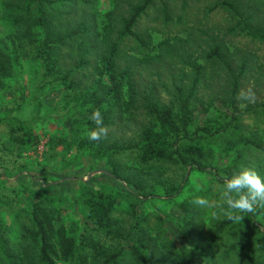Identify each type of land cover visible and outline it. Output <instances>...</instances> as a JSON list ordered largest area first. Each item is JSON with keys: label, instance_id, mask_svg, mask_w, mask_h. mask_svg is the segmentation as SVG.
Wrapping results in <instances>:
<instances>
[{"label": "trees", "instance_id": "obj_1", "mask_svg": "<svg viewBox=\"0 0 264 264\" xmlns=\"http://www.w3.org/2000/svg\"><path fill=\"white\" fill-rule=\"evenodd\" d=\"M94 1L0 0V22L9 31V44H16L21 54H26V49L32 51L40 74L37 88L50 84L65 92L62 104L67 108L66 134L47 137L43 153L59 150L64 154L75 148L110 159L122 151L136 150L140 164L168 162L205 173L208 167L213 168L208 160L220 151L226 163L215 169L225 173L224 178L216 176L222 184L241 168L247 152H264V140L253 130L245 132L241 123L244 117L264 111V96L259 101L241 99L243 83L251 78L261 85L258 90L264 93V55L261 62L254 52L261 46L264 50V24H253L254 12L244 10L249 8L248 2L254 8V1L264 6V0H209L199 8L196 7L201 0H111V9L102 16L90 11ZM178 6L180 13L176 10ZM194 8L197 11L190 18L189 10ZM151 9L155 10L156 25L143 33L137 32V22ZM198 11L203 12L202 16ZM213 12H221L230 20L226 27L203 23ZM177 25L181 28L173 30ZM236 36L259 45L256 49L242 46L236 42ZM3 41H0V91L10 81L11 71H16L15 58ZM221 72L228 87L222 102L229 119H205L198 125L195 117L198 107L203 114L217 108L218 99L212 97V88L222 87L218 81L214 83L213 76L221 78ZM149 74L154 78L147 79L148 90H143L144 94L139 87ZM49 80L57 83L53 85ZM207 90L209 98L203 99L201 94ZM156 91L167 96V103L154 99ZM138 98L142 100L141 106L137 105ZM22 104L23 98L7 111L0 102V125L8 127L11 141L4 148L10 153L15 150L16 161L27 151L36 152L41 137H46L14 115ZM96 109L101 111L107 129L115 123L116 116L129 122L137 109L143 110L147 123L138 128L131 142L120 144L107 136L91 141L87 133L95 128L90 116ZM113 174L123 178L116 170ZM8 175L9 170L0 166V179ZM144 181L135 179L134 187L143 192L145 199L165 202L182 194L180 186L165 187L162 192L150 187L146 191L149 186ZM83 204L87 209L83 221H88L89 230L86 226L87 232L78 235L68 231L60 216L38 201L26 213L28 223L21 228L15 246L9 247L0 225V264H201L200 260L229 264L227 257L244 249L250 224L256 226L257 214L264 213V209H259L246 214L240 223L223 217L214 222L209 227L213 239L225 234L232 237L217 254L212 241L204 235V222H196V214L188 204L180 203L178 214L170 216V238L161 236L158 224L156 228L139 229L147 217L139 214L137 205L133 206L135 223L125 230L111 216L115 199L103 191H89ZM102 233L104 238L99 237ZM257 234L258 250L264 254V232L257 229Z\"/></svg>", "mask_w": 264, "mask_h": 264}, {"label": "rangeland", "instance_id": "obj_2", "mask_svg": "<svg viewBox=\"0 0 264 264\" xmlns=\"http://www.w3.org/2000/svg\"><path fill=\"white\" fill-rule=\"evenodd\" d=\"M172 1L174 2V0ZM208 2L209 0H201L196 8ZM248 4L249 8L246 7L244 10H249V13L254 12L253 24L256 22L264 24V6L260 4V1L253 2L254 8H250L249 2ZM111 7V0H95L93 6L89 9L102 16ZM196 8L189 10L190 18L197 11ZM176 10L178 13L181 11L179 6ZM154 11V9L149 10V14L137 22L135 27L137 32L143 33L148 28L156 25V22L153 21L155 17ZM199 12L201 13L200 16H202L203 12ZM211 16L209 20L203 19V23L208 21L207 25L211 27L224 28L226 23L230 21L221 12H213ZM200 18L202 19L203 17ZM180 28L181 26L177 25L174 26L173 30L176 31ZM8 32L7 28L0 22V41L4 39L2 44L8 47L6 50L15 58L16 64V71H11V78L6 88L0 91L2 108L9 111L11 108H15L19 100L23 98L22 108L18 109L14 115L27 121L37 134L40 133L42 135L44 133L46 135V137H41L42 140L37 146L36 152L27 151L22 158L16 161L14 158L15 150L10 153L5 150L7 148H4L6 146L9 147L11 143L7 135L8 127L0 125V148L5 153L2 155L0 150V166L9 170V175L4 177V180L0 179V225L4 230L3 234L6 240L9 242V247L15 246V242L20 238L21 228L28 223L26 213L30 211L31 205L36 201L44 204L55 215H59L68 231L72 230L76 235L81 232H87L89 227L86 222L88 223V221H83V219H86L85 210L87 209L83 204V199L89 191L93 190L103 191L115 199V209L111 216L125 230L130 229L135 223L136 217L133 206L137 205L139 214L142 217H147L146 222L141 223L139 229L156 228L158 227L156 224H158L160 227L157 230L162 232L161 236L163 238L171 237L170 216L178 214L177 205L180 203L188 204L190 210L196 214V222L198 224H200V221L204 222V227L202 228L204 235L212 241L213 249L217 251V254L220 250L227 247L232 240L230 235L225 234L213 239L209 231V227L221 218H214L212 215L217 210L215 208L218 203L217 192L222 185L219 180H216V176L218 178L225 177L223 171L215 169V167L219 168L226 163V158L222 157L220 151H217L213 158L208 160L207 163L213 165L210 166L213 168L208 167V171L205 173L199 172L197 169L181 167L168 162H157L149 165L140 164L136 150L122 151L110 159L107 156H96L75 148H70L69 152L64 154L59 153V150L43 153V144L47 137L51 134L60 136L66 134L64 121L67 116V108L62 104L65 92L60 86H51L50 84L43 89L37 88L36 83L40 78V74L37 63L33 59L32 51L26 49V54H21L22 50L16 44H9L7 40ZM235 40L242 46H250L254 47V49L259 45L257 42L253 44V41L244 37L236 36ZM254 52H257L259 57L264 55L262 46L260 49L254 50ZM260 61H263L262 57ZM221 75V78L213 76L214 83L218 81L222 87L212 88L214 90L212 97L218 99L216 101L217 108H214L215 111L203 114L202 109L198 107L195 112L198 125L205 119H229L226 117L228 111L222 102L224 97L227 96L228 87L226 86L223 72H221ZM151 78H154V75L144 77L141 87H139L140 91L148 90L146 82L147 79ZM50 82L53 85L57 83L52 80ZM214 83L208 85V87H211ZM243 85L241 99H249L251 101L256 99V101H259L264 98H262L264 93L259 91L260 89L258 90L261 85L253 83L252 78L248 81L245 80ZM209 92L210 90H207V93L201 94V97L203 99L209 98ZM154 99L159 100L161 103H167L168 101L167 96L160 91L154 93ZM141 102L142 100L138 98L137 105L141 106ZM239 108L243 109L244 106L240 104ZM68 109L70 110V108ZM114 120L115 123L107 129L106 136L110 140L117 139L120 144L134 141L138 128L147 123V120H144L142 109H137L129 122L121 121L118 116L114 117ZM241 123L245 132L253 130L258 133V138L264 140V111L253 113L250 117H244ZM240 165L241 167L253 169L264 177V172L262 171L264 169V152H247ZM114 170L118 171L123 178H116L113 174ZM215 172L216 175L214 174ZM125 177L131 178L129 181H125L123 180ZM135 179L136 181L145 180L148 183L149 188L147 187L146 191H150V187L162 192L165 187L180 186L182 194L175 196L171 201L165 202L158 199H145L142 196L143 192L134 187ZM156 189L154 191L157 192L158 190ZM197 196L208 198L212 202L213 207L202 209L194 205L192 201ZM256 219L258 224L256 226L250 224L251 229L248 232L244 249L233 252L227 257L229 264H247L253 261H261L264 264V254L260 253L257 246V229L264 232V213H258ZM86 226L87 231L84 230ZM99 237L104 238V234H100ZM200 263L208 264V262L203 260H200Z\"/></svg>", "mask_w": 264, "mask_h": 264}, {"label": "clouds", "instance_id": "obj_3", "mask_svg": "<svg viewBox=\"0 0 264 264\" xmlns=\"http://www.w3.org/2000/svg\"><path fill=\"white\" fill-rule=\"evenodd\" d=\"M90 119L95 128L87 133V137L91 141H99L107 135L101 111L93 110ZM217 196V210L212 213L213 217H223L232 223H240L246 214L264 209V177L253 169L241 167L231 178L224 180ZM192 203L202 209L213 207L212 202L203 196H197Z\"/></svg>", "mask_w": 264, "mask_h": 264}]
</instances>
